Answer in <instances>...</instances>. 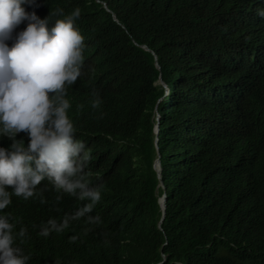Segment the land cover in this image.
Here are the masks:
<instances>
[{
	"label": "trees",
	"instance_id": "trees-1",
	"mask_svg": "<svg viewBox=\"0 0 264 264\" xmlns=\"http://www.w3.org/2000/svg\"><path fill=\"white\" fill-rule=\"evenodd\" d=\"M24 7L81 9L86 77L72 94L99 116L97 173L120 216L79 264H264V0Z\"/></svg>",
	"mask_w": 264,
	"mask_h": 264
},
{
	"label": "clouds",
	"instance_id": "clouds-1",
	"mask_svg": "<svg viewBox=\"0 0 264 264\" xmlns=\"http://www.w3.org/2000/svg\"><path fill=\"white\" fill-rule=\"evenodd\" d=\"M28 4L0 0V264H79L106 247L120 216L97 173L99 116L72 94L86 77L81 9L49 13L63 15L49 27Z\"/></svg>",
	"mask_w": 264,
	"mask_h": 264
},
{
	"label": "water",
	"instance_id": "water-1",
	"mask_svg": "<svg viewBox=\"0 0 264 264\" xmlns=\"http://www.w3.org/2000/svg\"><path fill=\"white\" fill-rule=\"evenodd\" d=\"M159 162H160V158L157 159L156 164L159 163ZM157 170L159 172V175H161V168L159 166L157 167ZM162 206H163V217H162V219H163L165 217L166 206H167V204H166V196L163 199Z\"/></svg>",
	"mask_w": 264,
	"mask_h": 264
}]
</instances>
